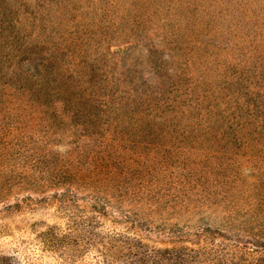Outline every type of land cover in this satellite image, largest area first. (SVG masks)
I'll return each mask as SVG.
<instances>
[{"label": "rangeland", "instance_id": "obj_1", "mask_svg": "<svg viewBox=\"0 0 264 264\" xmlns=\"http://www.w3.org/2000/svg\"><path fill=\"white\" fill-rule=\"evenodd\" d=\"M0 264H264V0H0Z\"/></svg>", "mask_w": 264, "mask_h": 264}]
</instances>
